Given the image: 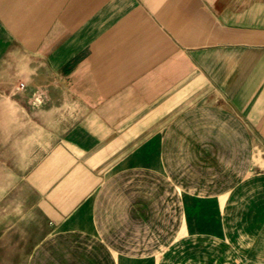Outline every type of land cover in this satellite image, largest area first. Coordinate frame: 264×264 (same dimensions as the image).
<instances>
[{
  "label": "crops",
  "instance_id": "0c3cea01",
  "mask_svg": "<svg viewBox=\"0 0 264 264\" xmlns=\"http://www.w3.org/2000/svg\"><path fill=\"white\" fill-rule=\"evenodd\" d=\"M37 92L15 264H264V0H0V139Z\"/></svg>",
  "mask_w": 264,
  "mask_h": 264
},
{
  "label": "rangeland",
  "instance_id": "374dc122",
  "mask_svg": "<svg viewBox=\"0 0 264 264\" xmlns=\"http://www.w3.org/2000/svg\"><path fill=\"white\" fill-rule=\"evenodd\" d=\"M45 97L46 94L37 92L29 98L20 97L16 104H9L10 108L18 110L20 118L0 139V232L3 236L0 264L21 263L17 259L24 257L30 244L43 233L42 216L30 209L33 193L26 176L46 152L47 134L56 138L64 128L61 123L58 125L50 120L47 109L54 112L76 110L75 102L61 95L55 106L48 104Z\"/></svg>",
  "mask_w": 264,
  "mask_h": 264
},
{
  "label": "built area",
  "instance_id": "2783aa9c",
  "mask_svg": "<svg viewBox=\"0 0 264 264\" xmlns=\"http://www.w3.org/2000/svg\"><path fill=\"white\" fill-rule=\"evenodd\" d=\"M23 86L24 84L22 82L18 85L19 88H22Z\"/></svg>",
  "mask_w": 264,
  "mask_h": 264
}]
</instances>
